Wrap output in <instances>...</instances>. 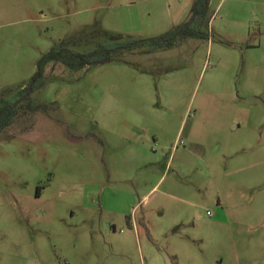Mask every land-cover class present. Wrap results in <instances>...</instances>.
<instances>
[{
    "label": "rangeland",
    "instance_id": "1",
    "mask_svg": "<svg viewBox=\"0 0 264 264\" xmlns=\"http://www.w3.org/2000/svg\"><path fill=\"white\" fill-rule=\"evenodd\" d=\"M192 3L0 0V97L17 106L0 264H264V0H210L207 38L129 46ZM74 38L113 52L47 66L23 101L40 56Z\"/></svg>",
    "mask_w": 264,
    "mask_h": 264
},
{
    "label": "trees",
    "instance_id": "2",
    "mask_svg": "<svg viewBox=\"0 0 264 264\" xmlns=\"http://www.w3.org/2000/svg\"><path fill=\"white\" fill-rule=\"evenodd\" d=\"M210 0H193L191 15L187 21L174 25L169 30L158 35L145 38L140 41H132L129 46L146 45L150 48L171 46L177 39L187 36L208 37V22ZM80 39L64 40L49 51L43 53L37 61V68L31 78V84L24 87L17 95L22 96L23 101L30 99L29 94L42 86L45 82V71L47 66L53 64L62 65L70 70H77L86 64L100 59L110 58L113 48L110 45H98L96 48L87 51H75L73 47L80 44ZM129 42L120 46H127ZM26 104V103H25ZM30 105V102H28ZM38 105L35 107V109ZM17 113V106L13 101L0 97V131L8 126Z\"/></svg>",
    "mask_w": 264,
    "mask_h": 264
},
{
    "label": "water",
    "instance_id": "3",
    "mask_svg": "<svg viewBox=\"0 0 264 264\" xmlns=\"http://www.w3.org/2000/svg\"><path fill=\"white\" fill-rule=\"evenodd\" d=\"M107 59H100V60H97V61H93V62H90L88 64H93V63H102L104 61H106Z\"/></svg>",
    "mask_w": 264,
    "mask_h": 264
},
{
    "label": "crops",
    "instance_id": "4",
    "mask_svg": "<svg viewBox=\"0 0 264 264\" xmlns=\"http://www.w3.org/2000/svg\"><path fill=\"white\" fill-rule=\"evenodd\" d=\"M169 264H175L174 262H171V263H169Z\"/></svg>",
    "mask_w": 264,
    "mask_h": 264
}]
</instances>
